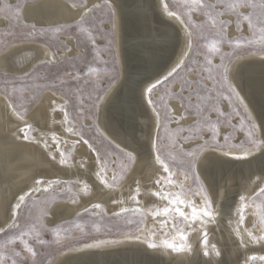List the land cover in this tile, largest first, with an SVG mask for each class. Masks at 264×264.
<instances>
[{
	"label": "bare ground",
	"instance_id": "bare-ground-1",
	"mask_svg": "<svg viewBox=\"0 0 264 264\" xmlns=\"http://www.w3.org/2000/svg\"><path fill=\"white\" fill-rule=\"evenodd\" d=\"M103 5L109 6L114 14L120 76L100 105L97 125L107 139L133 158L134 166L124 181L113 184L115 172L105 170L97 150L79 133L67 130L73 127L61 93L47 92L25 116L0 94V235L13 226L28 198L47 192L55 182L59 183L57 190L74 182L80 200L53 204L47 219L49 224L102 209L110 215L144 213L147 223L136 234L103 237L65 248L51 264H250L253 260L264 264L261 259L264 257V240L251 243L248 237L249 231L263 237V229L257 225L258 213L253 198L264 187V155L256 148L250 149L251 155L241 160L234 157L243 156L246 149L234 151L211 147L200 155L197 173L210 194L213 219L205 218L204 223L201 219L183 221L184 229L178 230L175 223L181 218L175 212L155 215L166 207H174L169 199L157 196V192L171 193V199L194 202L197 206H202L204 201L202 196L195 200L191 195L180 194V187L172 183L173 170L168 167L169 172L164 171L167 163L157 151L162 117L154 107L152 93L161 85L153 89L151 95L147 88L178 63L184 66L191 51L188 44H193L192 35L188 36L190 28L167 0H84V3L36 0L25 4L23 25L38 28L71 26ZM233 17H226L229 36L248 34L246 26L238 28ZM7 25L6 19H0V27ZM61 39L69 45L64 51H54L37 41L11 45L0 53V74L23 78L45 63L55 64L59 59L79 55L80 49L72 38L61 36ZM228 78L237 102L250 116L258 138L264 141V50L238 57L228 70ZM170 105L174 126L190 125L194 121L183 113L177 101ZM26 124L35 129L32 135L31 130L28 131L27 140L20 131ZM201 142L203 140L185 145ZM72 148L74 156L70 162L66 151ZM225 152L230 155L225 156ZM157 180L162 183L157 184ZM26 193L30 195L16 210L19 196ZM241 196L246 198L245 201L241 202ZM181 207L190 214V207ZM237 229L243 236V245ZM205 232L210 249L215 245L219 256L214 250H210L207 257L203 255ZM181 233L187 236L186 241H181ZM165 240L189 245L192 251L164 247ZM152 242L158 247L150 248L148 245Z\"/></svg>",
	"mask_w": 264,
	"mask_h": 264
},
{
	"label": "rangeland",
	"instance_id": "rangeland-1",
	"mask_svg": "<svg viewBox=\"0 0 264 264\" xmlns=\"http://www.w3.org/2000/svg\"><path fill=\"white\" fill-rule=\"evenodd\" d=\"M33 1L36 0H0V19L8 21L7 27H0V53L22 41H37L54 51H64L69 45L61 36L72 38L80 53L75 57L59 59L55 64L45 63L27 77L0 74V94L6 96L13 107L25 116L47 92L61 93L73 130L97 150L105 170L115 172L112 183H120L131 172L134 160H129V155L107 139L97 125L100 105L120 76L113 11L103 5L93 9L77 24L38 28L23 25L25 4ZM70 1L84 3V0ZM206 2L215 4V0ZM167 3L183 17L188 27L191 25L193 44L187 61L175 78L152 93L154 107L162 117L157 151L173 170L172 183L180 187L182 196L191 195L195 200L202 196L205 199L207 192V197L211 199L200 176L199 181L193 176V172L197 173L202 152L211 147L234 151L252 149L255 148L252 140L261 141L231 91L228 70L238 57L264 50V44L259 40L262 25L257 23L256 28H251L243 18V15H250L254 21H258L264 15V0H254L255 7L238 8L237 11L243 15L225 8V5L236 3V0H224L223 5H217L223 15L211 19L197 10L191 0H167ZM227 15L234 16L238 28L245 25L248 34L230 37ZM212 19L226 22V31L217 35L210 27ZM216 27L218 29L219 25ZM214 40L218 41L219 49L215 52L209 47ZM237 40H241L240 46L236 45ZM185 81L188 83L185 84ZM172 101H177L183 113L194 120L190 125H173ZM249 129L253 132L251 140ZM34 132L32 128L30 135ZM202 140L201 143L185 145ZM73 156L74 148L66 151V158L70 162ZM58 186L59 183L55 182L47 192L28 198L15 222L19 227L12 226L0 235L2 264H13V261L15 264H51L65 248L103 237L136 234L147 223L144 213L110 215L102 209L99 212L89 210L67 222L51 225L47 219L53 204L80 200L76 183L69 182L62 190H57ZM253 204L258 213L257 225L262 227L264 237V194L256 195ZM175 227L183 230V220H176ZM22 233H28L24 240L18 239ZM25 242L33 248L35 255L27 251ZM250 264L261 263L253 260Z\"/></svg>",
	"mask_w": 264,
	"mask_h": 264
},
{
	"label": "snow or ice",
	"instance_id": "snow-or-ice-1",
	"mask_svg": "<svg viewBox=\"0 0 264 264\" xmlns=\"http://www.w3.org/2000/svg\"><path fill=\"white\" fill-rule=\"evenodd\" d=\"M191 4L193 6H195V8L197 10H199L201 13H203L205 16L209 17L210 19L212 17H214V16L219 17V16L223 15V11H220V10L217 9V5H223L224 4V0H215V4L210 3V2H206V0H191ZM255 6L256 5L254 3V0H236V3L225 5V8L226 9H230L232 11H237L238 8L239 9H243V8L255 7ZM170 15H176V13H170ZM237 15H243V14L240 13L239 11H237ZM243 18H244V20H246L248 22V25L251 28H256L257 23L262 25L260 27V29H259V32H260L259 40H260V42L262 44H264V15H262L259 18L258 21H254L252 16H250V15H243ZM217 25H219L218 29L216 27ZM189 27H191V25H189ZM210 27H211V29L213 31L217 32V35H220V34H222V33H224L226 31V22L219 21V20H216V19H212V23H211ZM191 35H192V33L189 32L188 36H191ZM251 42L252 41H249V43H251ZM93 43H94V41H93ZM217 44H218V41L214 40L209 45L210 49L213 52L219 50L218 47H217ZM236 45L240 46L241 45V40H237L236 41ZM191 47H192V45L189 43L188 44V48L191 49ZM209 63H211V62H209ZM182 67H183V64L182 63H178L169 72H167V74L164 75L162 77V79H156L155 82L151 83L150 86L147 88L148 94L151 95L153 89H156L158 87V85H162L166 81H169L170 78L174 79L175 75L178 74V69H180ZM93 71H94V69H93ZM210 78H213V77H210ZM184 83L187 84L188 82L185 81ZM230 98H231V96H229V99ZM149 103H152L151 99H149ZM197 107H199V105H197ZM61 111H64V109H61ZM21 119H23L22 116H21ZM249 123H251L250 116H249ZM253 127H254V125H253ZM30 130H31V125H27V124H26L25 128L20 130L24 134L23 138L25 140H27L29 138L27 133ZM67 130L69 132L73 131L72 128H68ZM248 135H249V138L251 140V138L253 136V132H252L251 129H249ZM251 142L254 145V147L258 151H260L262 155H264V141L257 142L255 140H252ZM85 143H87V141H85ZM205 143L207 144V142H205ZM224 155L228 156V155H230V152H225ZM249 155H251V150L250 149H246V150H244L243 156H235L234 159H237V160L246 159ZM53 159H55V157H53ZM131 159H132V157L129 156V160H131ZM157 159H159V156H157ZM205 159H207V157ZM61 163H63V160H61ZM161 163H163V161ZM189 167H190V170H191V167H192L191 162L189 163ZM164 171L166 173L169 172V168H168V166L166 164H164ZM193 176H194V178L197 181H199V174L198 173L193 172ZM169 180H170V176H169ZM37 183L38 184L42 183V181H37ZM156 183L157 184H161L162 181L161 180H157ZM259 192L261 194H264V187H261L259 189ZM28 195H30V194L26 193L25 195L19 196V202L15 205L16 210H19L21 208L22 203L26 200V196H28ZM156 195L157 196H163L164 198L169 199V203L173 204L174 207H171V208L170 207H166V208H164L162 210V212H157V213H155V215L163 214V215L166 216V215L169 214V212H175L183 221L191 220L192 222H195L197 219H201L202 223L206 222L205 218H207V219H213L214 218V212H213V209H212V201H211L210 198L207 197V192L205 193V199L203 201V205L202 206H197L194 202L189 204L188 202H185V201L180 200V199H171V197H172L171 193L164 194V193L157 192ZM245 199L246 198L244 196L240 197L241 202L245 201ZM182 205L184 207H190V214L185 213V211L181 207ZM94 207H100V205H94ZM242 208H243V205H242ZM124 211H127V209H125ZM243 218L244 217H243L242 209H241V217H240V222L241 223L243 222ZM13 227H19V225H17L16 223H13ZM25 235H28V233H22V235L20 237H18V239L24 240V236ZM237 235L240 236V242L243 245L244 244V239H243V236L240 235V230L239 229H237ZM248 237L250 238L249 242H251V243H257V242H259L261 240H264V237H262V236H254L251 231L248 232ZM180 239H181V241H186L187 240V236L184 235L183 233H181ZM43 242L44 241H41V243H43ZM202 243H203V255L205 257L210 255V250H214V254L216 256L220 255V252L216 248L215 245H211V249H210L207 232H205L204 235H203V242ZM88 246L91 247V245H88ZM148 246L150 248H153V249L158 247V245L155 242L150 243ZM163 246L167 247V248H172V249L178 250V251H184V250L192 251V249H191V247L189 245H186V244L177 245L174 242H169L167 240L163 241ZM25 247L27 248V251H29L33 255H35V251L33 250V248L30 245L27 244V242H25ZM252 259H255V257H253ZM261 259H264V257H261ZM2 260H3V257L0 256V264H2ZM13 264H15V261H13Z\"/></svg>",
	"mask_w": 264,
	"mask_h": 264
},
{
	"label": "water",
	"instance_id": "water-1",
	"mask_svg": "<svg viewBox=\"0 0 264 264\" xmlns=\"http://www.w3.org/2000/svg\"><path fill=\"white\" fill-rule=\"evenodd\" d=\"M69 220H71V219H67V220H64V221H60V222H58V223H56V224L63 223V222H67V221H69ZM56 224H54V225H56Z\"/></svg>",
	"mask_w": 264,
	"mask_h": 264
}]
</instances>
